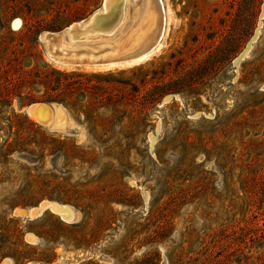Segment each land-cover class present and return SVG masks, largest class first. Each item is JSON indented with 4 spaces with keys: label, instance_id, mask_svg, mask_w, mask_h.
Instances as JSON below:
<instances>
[{
    "label": "rangeland",
    "instance_id": "obj_1",
    "mask_svg": "<svg viewBox=\"0 0 264 264\" xmlns=\"http://www.w3.org/2000/svg\"><path fill=\"white\" fill-rule=\"evenodd\" d=\"M102 1L0 0V264H264V0H160L142 62L106 63L119 19L52 60ZM45 202L79 217L19 215Z\"/></svg>",
    "mask_w": 264,
    "mask_h": 264
},
{
    "label": "bare ground",
    "instance_id": "obj_2",
    "mask_svg": "<svg viewBox=\"0 0 264 264\" xmlns=\"http://www.w3.org/2000/svg\"><path fill=\"white\" fill-rule=\"evenodd\" d=\"M103 16H109L110 19L105 23L114 22L115 20L119 19V24L118 26H116V29H118L117 32L112 36H108L109 38L107 39L102 38V41H99L97 43V45L102 47V49H109L111 51V54L106 56V58L104 59L108 60L109 62L106 63L113 67L116 66L119 63L118 61L122 59L128 60L130 58L128 62H132L133 64L140 63L144 59H146L149 56V51L151 50V48L162 37V32L165 26L164 23L167 20L168 13L166 8H164L163 2L160 0H141L140 5H137L136 0H103L98 11H96L89 19L79 23L80 30H75L74 32H72L71 28L68 27L67 29L59 33L47 32L43 34L42 40L48 44L46 46L50 58L55 62L64 65L83 63V58L69 55L63 56L60 52H55L53 50L55 41H58L57 43L62 45V52L68 50V48L64 46L67 42V38H70L73 34L83 32L91 28L95 24H99L101 22L100 19H102ZM20 25L21 24L18 20H15L13 22V27L15 29H19ZM257 35L258 33L254 37V39L257 37ZM51 41L54 42L52 43ZM70 42L73 43L72 38H70ZM132 43L134 44V46L126 49V47L130 46V44L132 45ZM250 46L251 45H249L248 47L250 48ZM79 47H82V45H79L78 48ZM244 53L245 51L242 53V55ZM240 57L235 61V64L239 65V63L243 59H241ZM170 99V96L167 97L164 100V104ZM50 108L52 111L58 113V115L59 113H65V111L63 112V109L60 106L54 105L49 107L47 104L30 105L26 108V110L29 115L41 121L42 123L47 124L50 123L48 120ZM58 115L55 116L59 117ZM53 122H55V119L53 120ZM63 122L64 124L61 125V129L64 127L63 125H65L67 121ZM40 206L41 207L31 209L29 211H21L19 212V215H21V217L34 218L42 211L48 209L57 216L61 217V219H63L64 221L71 222L79 217V213H77L70 206L60 205L54 202H45ZM32 240L34 239L32 238ZM4 264L12 263L8 260L5 261Z\"/></svg>",
    "mask_w": 264,
    "mask_h": 264
},
{
    "label": "water",
    "instance_id": "obj_3",
    "mask_svg": "<svg viewBox=\"0 0 264 264\" xmlns=\"http://www.w3.org/2000/svg\"><path fill=\"white\" fill-rule=\"evenodd\" d=\"M96 18V17H94ZM104 18V19H103ZM102 19H100L101 22L105 23L106 21L108 22L110 19H109V16H103ZM83 21V20H82ZM81 22V21H80ZM80 22H77L75 23L74 25H71L69 26L71 28V31L74 32L75 30H80L79 29V23ZM114 25V24H113ZM49 33H54V32H49ZM249 50V47H247V49L245 50V53L240 57L241 59L245 57L246 55V52Z\"/></svg>",
    "mask_w": 264,
    "mask_h": 264
},
{
    "label": "crops",
    "instance_id": "obj_4",
    "mask_svg": "<svg viewBox=\"0 0 264 264\" xmlns=\"http://www.w3.org/2000/svg\"><path fill=\"white\" fill-rule=\"evenodd\" d=\"M12 25H13V23H12ZM31 235V234H30ZM33 236H35V235H33Z\"/></svg>",
    "mask_w": 264,
    "mask_h": 264
}]
</instances>
